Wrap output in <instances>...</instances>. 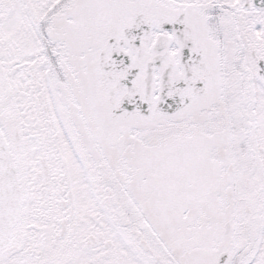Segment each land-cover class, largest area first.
Segmentation results:
<instances>
[{"label":"snow or ice","instance_id":"1","mask_svg":"<svg viewBox=\"0 0 264 264\" xmlns=\"http://www.w3.org/2000/svg\"><path fill=\"white\" fill-rule=\"evenodd\" d=\"M0 264H264V0H0Z\"/></svg>","mask_w":264,"mask_h":264}]
</instances>
